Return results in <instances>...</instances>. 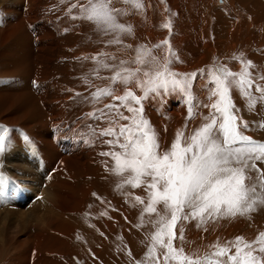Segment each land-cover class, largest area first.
I'll return each mask as SVG.
<instances>
[{"label": "bare ground", "instance_id": "obj_1", "mask_svg": "<svg viewBox=\"0 0 264 264\" xmlns=\"http://www.w3.org/2000/svg\"><path fill=\"white\" fill-rule=\"evenodd\" d=\"M145 6L143 15L123 18L134 26V35L123 38L125 44L151 46L170 38L182 61L174 65L179 72L196 71L217 59L239 71L241 64L231 58L243 52L264 73V0H145ZM68 7L59 0H0V124L13 129L14 140L0 156L10 177L7 186L0 185V264H73L72 259L78 264H130L127 250L139 255L151 230L136 226L142 206L134 197H145L144 188H117L119 177L105 166H111V159L99 154L107 146L85 142V126L94 122L84 114L93 106L75 96L88 95L82 77L94 66L76 57L101 50L122 58L132 53H117L106 44L111 37L87 22L71 20L65 15ZM170 14L171 36L161 27ZM62 56L68 65H63L66 81L60 84L50 80ZM205 82L198 78L193 90L207 103ZM93 83L104 86L108 81L93 78ZM233 97L243 117L252 121L264 114L259 106L254 113L245 110L238 92ZM109 102L106 98L96 107ZM157 105L149 100L145 110L162 149H167L185 124L187 110L175 97L168 98L163 115ZM201 111L208 114L206 108ZM188 123L190 132L201 117ZM95 124L107 127L101 121ZM21 131L34 148L25 144ZM259 136L264 140V130ZM184 227L191 242L186 249L217 238L251 240L264 231V206L250 216L211 220L200 228L191 221ZM92 252L101 255L100 261Z\"/></svg>", "mask_w": 264, "mask_h": 264}, {"label": "snow or ice", "instance_id": "obj_2", "mask_svg": "<svg viewBox=\"0 0 264 264\" xmlns=\"http://www.w3.org/2000/svg\"><path fill=\"white\" fill-rule=\"evenodd\" d=\"M59 3H69L65 15L71 20L87 22L98 33L111 37L106 44L115 46L117 53H132L122 58L101 50L75 58L94 64L82 77L90 90L88 95L75 93L81 102L93 106L84 114L94 122L85 126V142L94 145L99 141L107 146L108 150L99 154L111 159V166H105L119 177L118 189L127 185L143 187L146 192L145 197H134L142 206L136 226H150L151 230L145 233L146 251L140 260L127 250L130 264H264V231L251 240L237 236L221 242L217 238L212 244L186 249L191 242L186 240L184 227L191 221L200 228L211 220L250 216L264 206V140L247 134L249 130H264V119L245 120L233 97L234 91L238 92L249 113L256 112L258 106L264 113V73L243 52L231 58L241 64L239 71L217 59L196 71L179 72L174 65L182 61L170 38L151 46L125 44L123 38L134 35V26L122 22L123 18L143 15L145 0ZM161 27L171 36V14ZM93 78L108 83L97 86ZM198 78L206 81L202 90L207 93V103L193 90ZM170 97L182 101L187 117L171 145L162 149L160 134L145 105L149 100L158 102L163 115ZM106 98H110L109 103L96 107ZM204 108L207 115L201 111ZM197 116L201 117L200 125L188 132V122ZM96 121L107 127L101 128ZM12 131L0 124V156L14 144ZM20 134L27 146H36L27 134ZM2 169L0 164V185L7 186L10 177Z\"/></svg>", "mask_w": 264, "mask_h": 264}, {"label": "rangeland", "instance_id": "obj_3", "mask_svg": "<svg viewBox=\"0 0 264 264\" xmlns=\"http://www.w3.org/2000/svg\"><path fill=\"white\" fill-rule=\"evenodd\" d=\"M63 57V58H62ZM61 58H60V62L58 61V63H57V72H56V74H54L52 77H51V80L50 81H57V83H64L65 81H66V77L64 76V74H62V72H63V70H64V66H66L65 64H67V62H66V59L64 58V56H62ZM65 60V61H64ZM65 63V64H64ZM64 65V66H63ZM68 65V64H67ZM61 66V67H60ZM67 67V66H66ZM61 71V72H59V71ZM60 76V77H59ZM63 76V77H62ZM54 77V78H53ZM56 78V79H55ZM60 78V79H59ZM62 78V79H61ZM58 79V80H57ZM64 79H65V81H64ZM243 114V113H242ZM263 115V116H262ZM261 116L259 115V116H256V118H253L252 119V121H259L260 119H264L263 117H264V114H262ZM244 116V115H243ZM262 117V118H261ZM245 120H247L248 118H246V117H243ZM256 119V120H255ZM248 121H251V120H249L248 119ZM250 132L248 133V135H251V136H253L254 138H256V139H260L261 138V136H259V135H261V130H249ZM253 133H252V132ZM256 133V134H255ZM261 140H263V139H261ZM85 219V218H84ZM82 222H83V218H82ZM142 241H143V239H142ZM126 244V243H125ZM145 244L147 245V243L145 242ZM124 245V244H123ZM127 245H128V243H127ZM124 247L125 248H127V246H125L124 245ZM91 250H92V248H91ZM90 251V250H89ZM141 253L139 254V255H137V256H134V258L135 259H137V260H140L142 257H143V255H144V253H145V251H146V247H143V248H141ZM94 252V251H93ZM92 252V253H93ZM91 253V252H90ZM94 254V255H93ZM92 254V256H93V258L94 257H96V258H94V260H96V261H98V259L100 258L101 259V255H99L98 253V255L96 254V253H93ZM96 254V255H95ZM127 254V253H126ZM127 256H128V254H127ZM99 257V258H98ZM129 257V256H128ZM100 259H99V261H100ZM72 262H73V264H78V262H76L74 259H72L71 260ZM127 263H128V261H127Z\"/></svg>", "mask_w": 264, "mask_h": 264}]
</instances>
